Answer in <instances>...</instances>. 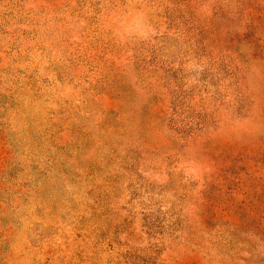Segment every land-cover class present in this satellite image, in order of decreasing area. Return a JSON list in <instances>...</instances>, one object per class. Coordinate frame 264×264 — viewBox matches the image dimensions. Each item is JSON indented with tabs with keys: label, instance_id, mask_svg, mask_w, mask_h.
I'll return each instance as SVG.
<instances>
[{
	"label": "rangeland",
	"instance_id": "1",
	"mask_svg": "<svg viewBox=\"0 0 264 264\" xmlns=\"http://www.w3.org/2000/svg\"><path fill=\"white\" fill-rule=\"evenodd\" d=\"M0 264H264V0H0Z\"/></svg>",
	"mask_w": 264,
	"mask_h": 264
}]
</instances>
